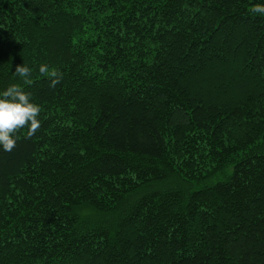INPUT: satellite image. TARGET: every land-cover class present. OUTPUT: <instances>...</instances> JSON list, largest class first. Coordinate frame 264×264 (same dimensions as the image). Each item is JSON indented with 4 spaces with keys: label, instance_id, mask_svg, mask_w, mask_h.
Instances as JSON below:
<instances>
[{
    "label": "trees",
    "instance_id": "obj_1",
    "mask_svg": "<svg viewBox=\"0 0 264 264\" xmlns=\"http://www.w3.org/2000/svg\"><path fill=\"white\" fill-rule=\"evenodd\" d=\"M261 4L0 0V264H264Z\"/></svg>",
    "mask_w": 264,
    "mask_h": 264
},
{
    "label": "clouds",
    "instance_id": "obj_2",
    "mask_svg": "<svg viewBox=\"0 0 264 264\" xmlns=\"http://www.w3.org/2000/svg\"><path fill=\"white\" fill-rule=\"evenodd\" d=\"M254 11L264 15V4L255 7ZM39 70L41 73L47 72V65H41ZM15 72L25 82L31 76V69L26 65L18 66ZM55 83L58 80H54L52 86ZM40 112L41 106L32 99L31 93L19 86L9 85L0 92V148L11 152L19 138L16 133L25 126L29 136L35 135L41 125Z\"/></svg>",
    "mask_w": 264,
    "mask_h": 264
}]
</instances>
